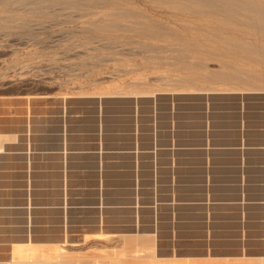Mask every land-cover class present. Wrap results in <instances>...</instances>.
<instances>
[{
    "label": "rangeland",
    "instance_id": "374dc122",
    "mask_svg": "<svg viewBox=\"0 0 264 264\" xmlns=\"http://www.w3.org/2000/svg\"><path fill=\"white\" fill-rule=\"evenodd\" d=\"M262 146L264 0H0V264H264Z\"/></svg>",
    "mask_w": 264,
    "mask_h": 264
},
{
    "label": "water",
    "instance_id": "95a60500",
    "mask_svg": "<svg viewBox=\"0 0 264 264\" xmlns=\"http://www.w3.org/2000/svg\"><path fill=\"white\" fill-rule=\"evenodd\" d=\"M221 97H214L211 98L212 100L214 99H219ZM227 98V97H225ZM200 104V108L203 112L204 115H206V106H205V99L203 98H199L198 99ZM196 100H191L190 98L187 100H184L183 104H190V103H194ZM162 104H167L169 107V114L171 112V107H170V100L168 98H164L162 99ZM115 106H123L125 105L127 111L130 110V104L128 105V103H115ZM167 117V116H166ZM169 146H171V144H169ZM163 148H167V144L162 146ZM177 147H182L183 150H178V152L175 153V156L177 158V165L179 168H177L178 170L175 171V174H177V178H180L177 181V187H185V186H190L191 190H195L193 188L198 189L199 193L201 191V196L199 195L200 200L203 199H208V193H212L213 189L215 188L216 184H215V157H216V153H217V149H219L218 147H214L215 150H213L212 152L209 153V157H210V167L209 169L206 168V158H207V153L204 152V148L205 146H184V145H179ZM186 149V150H185ZM225 151H227V149H224ZM230 154V153H229ZM169 153L167 152H163L160 154V158H161V162L164 166L167 165L168 163V158H169ZM238 154H236V158L238 159ZM231 157H233V155L231 154ZM164 172V173H163ZM183 172L189 173L192 176V179L194 178V176L196 175V172H199L201 175V181L199 184L195 183V180L193 179L191 182L189 181L188 183L184 182L181 179V175H183ZM234 175H235V181L237 182V186L239 187L240 190L241 189V184H242V169L240 167H235L233 169ZM162 184L165 183L166 188H168V185L170 183L169 181V175H170V171L168 169L165 168L164 171H162ZM180 176V177H179ZM209 179L210 181V186L208 187L207 184V180ZM195 185H198L197 187ZM168 190H170L168 188ZM238 196L240 195L241 191L238 192ZM237 196V197H238ZM193 199V198H192ZM187 201V200H186ZM189 201V200H188ZM215 202H222V201H227V200H212ZM218 206H227V204L225 205H218ZM187 209L190 208H195V207H185ZM200 208V215H203V219H204V214H206L207 208L205 207H198ZM216 208V207H213ZM202 218V217H201ZM202 219V220H203ZM222 220V219H221ZM225 221H228L226 219L222 220V224L225 223ZM185 224L189 227H192L191 221L190 222H185ZM215 221L213 220L212 222V226H215Z\"/></svg>",
    "mask_w": 264,
    "mask_h": 264
},
{
    "label": "crops",
    "instance_id": "0c3cea01",
    "mask_svg": "<svg viewBox=\"0 0 264 264\" xmlns=\"http://www.w3.org/2000/svg\"><path fill=\"white\" fill-rule=\"evenodd\" d=\"M239 146H229V147H218L219 149H217L218 151L219 150H224V149H227V151H233V153H230V154H232L233 155V157H232V161L234 162V167H240L241 169H242V184H241V189L244 187V184L246 183V180L244 179V174H243V170H244V166H245V160L247 159V157L249 156V151H250V148L251 147H249V146H245L244 147V145H243V143L240 141L239 142ZM207 146V145H206ZM211 147H213V150H215V146H211ZM217 147V146H216ZM179 148H181V150H183L182 149V147H179ZM254 148H257L258 150H260V148H261V150L262 151H264V146H262V147H254ZM186 150V149H185ZM212 150V151H213ZM247 150H249V151H247ZM205 151V150H204ZM211 151V152H212ZM208 154V153H207ZM236 154H238V155H240V156H238V159L236 158ZM263 167H264V163H263V165H262ZM261 166V167H262ZM263 169V168H262ZM264 183V182H263ZM262 183V184H263ZM238 199H240V200H238L237 202H234V203H237L236 205L239 207V208H244L245 206L247 207L248 206V204L247 203H252V202H250L249 200H245L246 199V197L244 196V194H243V192L241 191V193H240V195L237 197ZM248 199H250L251 197L249 196V197H247ZM228 201V200H227ZM229 202V201H228ZM242 202H245L246 203V205L243 207V206H241V203ZM231 204L233 203V202H230ZM253 203H255V204H253L254 205V208H262V207H264V201H262V200H254V202ZM229 205V204H228ZM238 211V215L237 216H241L242 217V213L241 212H239V209L237 210ZM264 221V218L263 217H261V218H259V219H255L254 220V224H257L256 222H260L261 224H263L262 222ZM264 237V236H263ZM263 251H264V248L262 249ZM262 251V252H263Z\"/></svg>",
    "mask_w": 264,
    "mask_h": 264
},
{
    "label": "bare ground",
    "instance_id": "6f19581e",
    "mask_svg": "<svg viewBox=\"0 0 264 264\" xmlns=\"http://www.w3.org/2000/svg\"><path fill=\"white\" fill-rule=\"evenodd\" d=\"M262 182V181H261Z\"/></svg>",
    "mask_w": 264,
    "mask_h": 264
}]
</instances>
